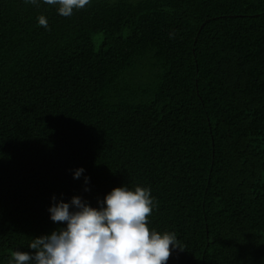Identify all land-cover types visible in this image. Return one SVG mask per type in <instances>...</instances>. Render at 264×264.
Returning a JSON list of instances; mask_svg holds the SVG:
<instances>
[{"label":"trees","instance_id":"trees-1","mask_svg":"<svg viewBox=\"0 0 264 264\" xmlns=\"http://www.w3.org/2000/svg\"><path fill=\"white\" fill-rule=\"evenodd\" d=\"M124 185L167 264H264V0H0V264Z\"/></svg>","mask_w":264,"mask_h":264},{"label":"clouds","instance_id":"clouds-1","mask_svg":"<svg viewBox=\"0 0 264 264\" xmlns=\"http://www.w3.org/2000/svg\"><path fill=\"white\" fill-rule=\"evenodd\" d=\"M29 2L37 7L41 3L56 6L58 15L70 17L90 0ZM37 19L40 26L49 27L44 15ZM84 172L83 168L74 170L73 178L80 179ZM83 179L86 185L90 183L89 177ZM52 199L50 220L64 226L32 238L29 251L12 252L9 264H167L172 251L181 250L175 232L149 228L155 198L148 187L114 188L96 207L80 196L69 202Z\"/></svg>","mask_w":264,"mask_h":264}]
</instances>
